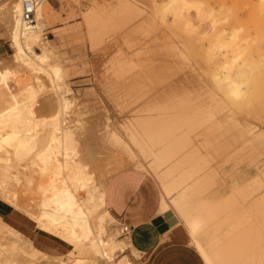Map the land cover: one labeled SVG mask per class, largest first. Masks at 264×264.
<instances>
[{
	"label": "rangeland",
	"instance_id": "374dc122",
	"mask_svg": "<svg viewBox=\"0 0 264 264\" xmlns=\"http://www.w3.org/2000/svg\"><path fill=\"white\" fill-rule=\"evenodd\" d=\"M167 1L50 0L51 7L41 16L42 42L33 50L50 54L46 68L60 67L59 76L52 79L45 70L34 72L12 63L14 48L9 39L8 8L16 2L22 6L23 0H0V51L5 52L0 53V60L10 66L9 74L0 72V186L14 188L24 212L39 215L42 202L50 197L46 192L50 184L58 188L69 186L75 192L66 180L68 170L82 168L91 180L88 204L97 208L91 217L94 232H99L97 218L103 216L104 236L121 241L111 252L100 255L88 244L74 240L68 229L46 222L44 228L38 227L42 236L59 238L72 247L66 256L57 257L36 248L16 225L19 232L16 245L26 250L32 245L36 256L22 253L18 248L14 250L8 242L15 238L10 237L11 241L5 240L9 246L3 248L0 264H32L33 260L36 264H76L78 258H85L84 264H109L122 259L130 242L120 237L117 223L105 214L108 210L99 208V198L107 180L127 169L151 174L178 215L177 230L181 237L176 243L180 251L171 257L172 262L207 264L197 248L196 235L183 216L178 192L168 194L162 182L161 175L171 162L157 160L158 148H151L149 136L140 126L154 109L163 112L161 120L168 119V113L178 117L182 136L187 129L190 131V146L179 158L191 153L199 174L208 177L205 198L211 201L219 191L226 202L238 192L241 195L237 196L236 204L232 203L233 209L242 211L238 216L241 222L248 220L245 210L250 204L248 200L258 197L244 195L249 191L247 185L251 179L262 175L261 156L257 152L250 154L243 147L247 143L248 127L264 125V81L261 84L259 77L262 75L264 79V68L260 73L257 71L254 88L246 99L234 105L226 102L218 105L211 80L216 59L208 58L207 44L196 33L172 26L169 17L165 22L161 20ZM204 1L212 8L223 5L230 9L233 21L249 40L250 60L260 63L264 58V12H259L262 10L259 0ZM207 114L209 120L204 124ZM17 120L21 121L18 126ZM65 133L72 136L68 156L61 145ZM24 137L27 143L25 139L21 142L20 138ZM256 143L260 145L259 141ZM61 165L68 170L59 171ZM181 172L179 169L173 176L179 179ZM76 192L82 200L86 198L85 191L76 189ZM0 201L5 202L1 196ZM193 201L201 203L202 195L197 194ZM25 214L21 216L29 228L37 229L36 223ZM2 225L7 226L0 218ZM240 231L226 227L210 229L200 239L206 242L207 238H216L222 244Z\"/></svg>",
	"mask_w": 264,
	"mask_h": 264
},
{
	"label": "bare ground",
	"instance_id": "6f19581e",
	"mask_svg": "<svg viewBox=\"0 0 264 264\" xmlns=\"http://www.w3.org/2000/svg\"><path fill=\"white\" fill-rule=\"evenodd\" d=\"M45 1L46 0H44L38 7L36 23L33 26H25L23 24L22 6L20 2L9 4V39L11 40L14 48V54L11 56V61L13 64H22L34 72L45 70L51 75L52 79H54L59 76L60 67L52 64L53 66L46 68L45 65L49 61L50 54L48 55L45 52L40 54L34 52L33 50L35 45L42 42L39 32L40 27L42 26L41 16L43 14V4ZM259 5L263 11L259 9ZM259 5V12H264V0H259ZM163 6L164 9L162 11V15L160 16L161 20L165 22L169 17L172 26H182L189 32L196 33L199 40H201V42L205 41L207 44L206 52L208 54V58L216 59L211 79L214 89L216 90V103L219 105L226 102L234 105L239 102L241 103L244 99H246L255 82L257 71L260 73V71L262 72L261 68H264V58L263 60H260V63H258V60L256 63L255 61L250 60L249 46L247 44L249 40L247 41V39L244 38L242 28L238 27L235 24V21H233L235 18L231 16L232 13H230V9H226L223 5L212 8L208 6L204 0H169L164 3ZM38 16H40V18ZM11 66L13 67V65ZM127 66L128 65H126V67ZM0 72L2 74H9L10 72V66L5 60H0ZM259 77L260 83L262 84V80L264 81V79H261L262 75ZM258 85L259 83H257V86ZM255 92L256 91L254 90L251 97H253ZM204 112L205 110L203 113ZM161 115L163 116L162 111L154 109L153 114L143 119L140 126L144 134L149 136L150 145H152L151 148H158L157 160L164 162L178 157L183 152V150L191 142V135H189L191 133L187 129L186 134L183 136L181 135L182 127L180 126V121L178 117H175L172 113H168V119L163 120L160 119ZM208 120L209 118L207 114V119L204 124L207 123ZM17 121H14V123L16 122L17 124L15 125L18 126L21 121ZM11 123L13 124V122ZM20 131L22 130H19L18 132ZM247 132L248 140L243 148L249 151L250 154L257 152L261 156L260 167L262 175L251 179V182L247 185V189L249 191L245 192L244 196L246 198L258 197V199L251 201L247 210L245 209L249 214V222L247 221L246 224L248 225L245 227L247 236L234 238V242L230 246L223 247V251L214 254L217 264H264V125L260 127L250 125ZM0 137L2 136L0 135ZM22 139H25L24 141L27 143L28 140H26L25 137L20 138L21 142H24ZM256 141H259V146ZM61 145L62 148L66 150L65 155L68 156V151L71 149L70 146L72 145V136L70 133H65ZM55 148H57V146ZM22 149L23 148H21V150ZM49 159L51 160L52 157L49 156ZM191 161L193 162V155L188 153L182 157L181 160H179L180 166H185ZM189 165H191V163ZM65 170H68L66 169V166L61 165L59 171ZM196 171H198L196 164H193L189 170H186V181L191 179ZM68 172L66 180L71 182L72 187L75 188V192H73L69 186L67 187L64 185L62 188H58L56 185H51L49 183L50 186L46 192L50 193V197L42 202V210L39 215H35L33 213H28V215L26 210V212H24V208H21L17 200V191L14 188L1 185L0 196L5 202L9 203L14 210L23 214L26 213L25 215L34 221L38 227L44 228L45 223L47 222L52 226L61 227L62 230L68 229L69 235L74 240L82 244H88L90 248L94 249V252L97 251L100 255L104 254L105 251L111 252L121 241H111L104 236L106 233L104 228L106 220L103 216H99L97 218V229H99V232H94L93 230L91 217L97 208L91 207L88 204L89 201L87 200L90 185L89 183L91 182L89 175L85 173L82 168H71ZM203 181L204 180H202V182H196L197 184L194 188L198 189L203 187V184H205ZM76 189H80L81 191H85L87 193L84 200L78 196ZM257 192H261L259 196H257ZM199 193L200 192L198 190V194ZM238 195L241 194L237 192L234 196L233 200L235 202ZM99 200V208L103 209L105 207L103 191L100 194ZM215 205L216 207L214 210L212 209V212L208 211V213L211 214V217L213 216V219L225 213L231 207L229 205ZM241 212L242 211L240 209H235L230 215L229 221L225 220L218 223L216 228H222L223 226L230 224L232 219L237 220ZM105 214L110 216L109 212H105ZM241 225L242 223L239 222L234 224L236 228H242ZM242 231H244V229ZM10 237H13L12 239L15 238L14 241H11L9 239ZM18 237L19 233L17 231L8 227V225L6 227H3L2 225V227H0V247H2L0 254L4 252V247L11 244L10 246L14 250L18 248L22 253L29 254L35 258L36 251L32 245H28L29 250L19 248L16 245V241L19 240ZM5 240L7 242L10 240L11 242H8L9 244H7ZM205 257L208 260V264H213L210 262V257L207 255H205ZM85 261V258H78L76 264H84ZM32 264H36V261L33 260ZM109 264L131 263L128 258L124 256L116 263Z\"/></svg>",
	"mask_w": 264,
	"mask_h": 264
},
{
	"label": "crops",
	"instance_id": "0c3cea01",
	"mask_svg": "<svg viewBox=\"0 0 264 264\" xmlns=\"http://www.w3.org/2000/svg\"><path fill=\"white\" fill-rule=\"evenodd\" d=\"M43 5L42 13L45 14L47 9L51 7L50 0H46ZM0 53L1 55L5 54L2 50ZM189 146L190 144L184 150ZM179 156L168 160L171 162V166L162 173V182L168 194L174 191L178 192V201L182 206L183 216L187 220L190 230L194 232L193 235H196L195 242L197 248L207 264L208 260L205 255L210 257L211 263L217 264L214 254L223 251V247L230 246L234 242V238L247 236L245 227L248 225L246 223L247 221L249 222V218L243 222L239 218L237 220L232 219L230 224L223 226L222 228L233 229L236 228L234 226V224H237L235 221H238L242 223L240 230L242 231L244 229V231L242 233L241 231L237 232L232 237L227 238L222 244L216 238H207V241L203 242L200 238L202 235H207L208 230H220L222 228H216L217 224L225 220L229 221L230 215L235 210L233 209L234 206L232 203H237V200L236 202L233 200L236 193L231 195L226 202H223V197L218 191L216 196L211 201H208L204 196L207 195L206 183L209 181L208 177L200 175V169L198 168V171L193 174V177L186 181L185 171L190 169L193 162H189L191 165L180 166L179 160L182 157L179 158ZM179 168L182 169V172L179 179H177L173 174ZM202 180L205 183L203 187L198 189L194 188L197 184L196 182H202ZM198 190L200 192L199 194L202 193V204H196L193 201L197 197ZM248 201L251 203L250 200ZM104 204L106 210H108L116 223L124 224L132 229L128 240L130 247L127 249V255L134 264H174L171 257L180 251L178 250L180 245L176 243L177 238L181 237L180 232L177 230L180 221L176 212L164 199L159 183L151 174L138 169H127L114 174L104 185ZM215 204L217 206L229 205L231 207L225 213L213 219V216L211 217L208 211L212 212L216 207ZM246 213L248 212L246 211ZM22 214L14 210L9 204L0 201V218L15 231H17V225L22 234L25 237L31 238L34 246L40 251L47 255L62 257L66 256L72 249L67 242L59 238L48 239L42 236L37 224V229L29 228L26 223L27 220L21 216ZM197 235L200 237L197 238ZM214 244L216 247L210 248V245ZM127 255L126 257L130 261Z\"/></svg>",
	"mask_w": 264,
	"mask_h": 264
},
{
	"label": "built area",
	"instance_id": "2783aa9c",
	"mask_svg": "<svg viewBox=\"0 0 264 264\" xmlns=\"http://www.w3.org/2000/svg\"><path fill=\"white\" fill-rule=\"evenodd\" d=\"M44 0H24L22 4V21L25 26H33L36 23V15L39 5ZM44 39H48V34L44 35ZM120 237L129 240L132 229L124 224H118Z\"/></svg>",
	"mask_w": 264,
	"mask_h": 264
}]
</instances>
